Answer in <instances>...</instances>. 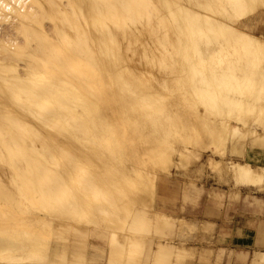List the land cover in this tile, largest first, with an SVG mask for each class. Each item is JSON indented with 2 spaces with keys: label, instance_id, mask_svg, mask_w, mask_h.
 Returning a JSON list of instances; mask_svg holds the SVG:
<instances>
[{
  "label": "rangeland",
  "instance_id": "374dc122",
  "mask_svg": "<svg viewBox=\"0 0 264 264\" xmlns=\"http://www.w3.org/2000/svg\"><path fill=\"white\" fill-rule=\"evenodd\" d=\"M206 1L208 2L207 4H205ZM206 1L205 0H27L25 8L19 6L20 11L19 10L18 11L20 13L18 11L12 12L11 9L9 8H8L9 10H6L7 8L1 9L2 6L0 5V14H1L0 15V30L2 29L0 31V37H1L0 40L2 38L6 39L7 37H10V36H11L10 39L15 38V37H18L19 39L18 41V39L15 38V40L17 39L16 42L15 40L13 41L9 39L10 42H12L11 47H10V43L8 42L9 40L6 41L3 39L4 41L1 40L3 43L2 42L0 43V45L2 46V48L0 47L1 48L0 49V60L3 61V62L2 61L0 62V130L3 129L4 131L5 130L8 131V130H11L9 128H13L12 126H15V125H12V122H13L12 120L2 117V114H5L4 108H6L4 107L3 104H7V105L9 104L8 106L6 105L7 108L9 109L13 108V106H15V103L17 101H21L17 99L18 93H21V95L24 96V95L29 94L27 92H24V90L28 91L31 89L32 91L36 93H40V91L43 90L42 87L39 86L38 88L36 84L34 83L30 82L29 84L26 85L14 77L16 72L18 73L19 71H21V69L23 70V68H25L23 66L26 64V62H27V65H29L30 63L31 64L30 66L32 67L34 66L33 63H35L34 67L36 69H42L47 64L49 66V63H50L49 68L51 69L49 68L48 69L52 70L53 69L52 64L55 61H57L58 62L56 63L57 66L61 64L62 65L59 66L60 67V70H59V67H56L53 64V66L56 67L54 68V70L56 69V72H54L55 74L56 73L58 74L59 71L60 72L62 71L60 75L62 76V78H66L67 76L70 75V74L69 75H66V74L69 73L70 69H73V71L71 70L72 72L70 71V73H72L71 76L75 79H73L70 76L68 78V79L72 78V81L75 80V82L71 83L72 85L75 83H76L75 85H77L80 82L82 83L85 82L84 84L87 85L86 87H93V88H95L94 83H92V81L90 80L88 81L89 83H86V80L99 78L100 76H98V74H100V71L103 74L107 72V74H104L105 76L103 78L104 80H106L105 81L106 83L103 82V85L102 83L100 84L97 83L98 84L97 86L95 82L97 88L93 89L90 92L92 93L94 92L93 94L95 96H98V95L101 96L100 94L105 96L104 94L105 91L107 92L106 94L110 93L112 94L113 97H114L113 94L117 95L118 98L115 96V101H114V98H112L111 100V97L108 99V100H111L110 103L112 102L111 103L112 108L116 109V112H114V114L115 115L117 114L116 115L117 117H115V115L113 114L111 118H109L110 121L114 118L118 119V117L120 120V117L122 115V113L120 112L122 111V109L124 108L126 109L124 105H127L130 103V105L133 104V106L131 105L130 108L131 107L136 108V105L137 107L138 105L139 107H141V108L138 107L136 111H133L132 109L130 110V113H129V117L131 119L133 120L136 119V122H137L136 125L140 128V131L139 130L137 131L136 129H134L137 127L136 125L133 127L132 125H130V126H125V127H128L129 129L119 128L117 131L118 133L116 132L119 135L122 134L123 136L122 139L123 138L125 139V141H123L124 144L121 145L122 147L120 145L115 147L114 145V147L117 148L119 151L116 150L115 148L111 150L110 149L111 146L106 147V145L109 146V144H107L108 136H109L108 134H107L108 136L105 137L106 143L104 146L103 143L105 142V140L103 141L104 139L103 136H106V135H103L104 134L103 132L106 130L102 132L96 131V134L98 133L99 136L95 137L94 136L95 133L92 134L93 130L84 127L87 133L83 132V130L85 131V129L83 128L82 132H80L82 135H84V138H83V136H81L80 133L78 132V131H81L80 130L81 128L77 126L78 125L76 124L77 121L76 122L74 121L75 123L73 125L74 126L73 131L76 133V135L72 136L71 138L73 139L75 138V142L77 144L80 143L79 145H82V148L79 147L80 150L81 149L83 151L86 150L85 151L86 153L90 150L88 152L89 154L91 152V149H88L89 147V148H92V151L94 150L93 153L94 152L95 153L98 152V153L96 154L90 153L89 154L90 158H89L88 157L89 155L84 152L82 153V150L78 151L77 144L74 142L73 139H72L73 142L70 141L69 140L70 138L69 139L65 138L64 140L66 143L65 145L61 144L62 147L66 146L65 148L60 149L61 148L60 143L57 144L60 148L57 147V145L54 146L57 148V149L56 148L54 149L56 151L55 153L57 155L56 156L57 159L54 158L55 159L54 160L51 158L50 160L52 163L50 164V166L54 168L50 166L49 167L52 170L53 169L56 171L58 170L57 171L58 177H60L59 174L62 173L61 176L63 178L62 177L58 178L57 175H55L56 173H52L53 175H55V177L54 176L53 177L54 179L56 177L58 178V179H55V181L56 180L58 181L59 179L61 180L64 179V181L67 182V184L65 183L67 186L71 184L72 188L74 189L72 190V192L75 191L74 193L75 196H73L72 198L75 197L77 200L79 199L78 202L76 201V199H70L71 198L70 189H68V191L70 190L68 194H67L68 191H66L67 196H69L68 200H67L66 194H63L64 198L63 197L56 198L55 193L58 191L56 184L58 183L59 185V182L53 183L54 180L51 178V173L43 174L41 175V177L37 178V180H39L43 184H44V180H47V183L49 181L48 184H50L51 187L50 185H48L49 187H47L46 186L47 184H46L45 188L50 190L49 196H52V197L51 198L48 197L46 199L47 201L46 200L43 201V204H44L43 208L45 211L40 210V207L38 206L39 207L38 209L37 206L33 204L34 202H32L33 201L31 199L32 198V193H31L32 187L30 186L31 188H26L24 187L25 186L24 185L23 187L25 188V191L22 187L23 181L27 179V177H24L26 173H22L23 176L21 177L23 178L21 179L20 176H18V178H15L12 176L13 174L11 173L5 174V173H1L2 171L0 172V263L13 264L15 262V264H20L21 263L20 261L23 260V262L32 261L34 264L35 262L36 264H42V263L44 264H54V263L55 264H93L92 260H90L89 262L87 261L88 254L90 253V254H95V255H100V254L104 255L106 250L108 249L110 250V257L114 258L113 260H115V264H127V261H129L130 264H142L141 259H143L142 257L144 254L143 250H145L146 247L144 249L143 247L142 248L138 247L139 250H137L138 248L136 246L138 245L134 243L133 247L135 248L136 251L130 252L129 256L125 255V253L120 254V252L123 251L124 246L131 245L129 241H130V238H132L133 236L139 237L135 240H139L142 243H144L145 240L146 242H150V240L148 239L149 237H146L149 234V232H143V230H139L136 227L145 225L149 227V231L150 233H152L151 230H155L158 224V217H159L158 215L168 214L173 217H179V215H185L188 206L193 205V209H195L196 207L198 210L201 209L204 205L206 198H211L213 200L214 199L219 200L220 202H219L218 208L220 210L224 208L225 200L228 201V203L226 202L227 203V207H226L227 218H233L234 214L236 215L237 204L240 200L239 189L241 187L231 177L226 176V174L219 173V172L212 170V166L210 165V162H209L210 160L208 159L209 156L213 155L211 151L212 149H209L208 147L206 148L202 147L205 143L204 141L205 137L203 135L205 134L204 132L207 130L206 129L207 126H208L207 128L211 129V128H216V126L218 125L222 126V123L224 122L229 123V124L230 123L231 124H241V121L244 120L245 117H249V116L254 117V115H258L261 113L259 109L261 108L260 106L264 107V100L260 101L258 97L256 96L257 95L256 93L249 94V91L246 90V87H249L250 82H248L247 78L245 79L244 77L248 76L249 78L251 75V72H253V70L255 69L254 63L258 61V59L255 58V56L257 55H262L263 57L262 60L260 61V67L264 70V52L262 53L257 52L255 47L252 46V43L250 42L243 43L242 41H238V39L236 38H235V41L237 42H234L233 40L234 37H231V35L221 36V34L223 33L222 30H214L216 33L213 32V35L211 34V32L210 33L207 32L209 35L206 32L203 35L202 34L197 35L195 34L197 31L193 34V31L189 32L185 30L184 27L185 25H187V23H189L188 19H190L191 17L194 20L193 22H195L193 24L195 25V27L198 25L196 27L198 28L200 26H207L210 23L211 18H206L205 16L224 15L223 9H221L222 8L221 4L224 3L225 0H220V1L219 0H206ZM221 1L222 3H219ZM248 1L249 3L247 5L246 10H249V11L244 12L246 11L244 10L242 16H237L235 14L234 20L237 19V23L243 22L242 24L245 25V27L250 26V29H248V31L251 32L253 35L263 39L264 38V0H248ZM199 2H201L203 5L200 6ZM197 4H198L197 11L202 12L205 18L202 17L201 19H198L195 16L193 10L194 11L196 10ZM31 6L33 7L32 10L34 11L24 14L26 9ZM105 6L107 8L111 7L112 9L110 10V13L106 12V14L108 15L101 14V16H103L101 18L99 14L105 11L104 9ZM4 7L5 6H3V8ZM20 7L23 8L24 10L21 9ZM42 8L44 9V12L42 11L43 10ZM258 9L260 12L258 11ZM25 15L27 16L29 15V16L26 17ZM106 16H108V18ZM110 16L113 18V20L111 19ZM19 17L21 20H24L26 22L25 23L26 25L27 23L28 24L30 23V27L24 26L25 25L23 24L24 22L21 24L22 21L19 19ZM14 23L16 27L13 25ZM16 23L18 25L20 23L21 27L20 25L19 26L16 25ZM103 24L105 26V28L102 29L104 30L103 31L104 37L100 36L102 38L96 39V37H99V34L97 35V32L101 29L100 26ZM13 26L15 28H23V29L21 30L19 29V31L17 30L18 32H16ZM43 26L47 31L46 32L47 35H45L46 33L45 34L43 33V29H42ZM51 26L52 28H50ZM87 29H88L89 36H90V39L88 36V40L86 39V36L88 35ZM49 30L50 31L52 30V32H50ZM102 30H101V33H102ZM125 31L129 33L132 32L131 33L132 35H128V36L124 35ZM6 33H10V35ZM109 34H111L113 37L111 38L110 37L111 35L109 36ZM215 34L216 36H219L217 37L218 39H216ZM193 35H195V38L198 40V41L195 40L196 45L194 44L195 45L194 47L191 43V41H193ZM28 36L29 38L27 39ZM206 37L207 38L209 37L207 45H205L204 43V41L206 42V39H207ZM80 39H82V41L83 39H86L87 41V43H85L86 45L80 42L81 41ZM91 39L92 41L89 44V48L91 49L90 50L88 49V43L90 42ZM49 40L50 42L53 40V42H51L50 44ZM18 42L19 43L21 42L22 45L19 44ZM54 42H56L55 44L58 49H56L55 45H52ZM209 42H212V43H209ZM241 44H243L242 47L240 46ZM85 47L87 49H85ZM196 47L198 49H196ZM37 48H39V50H37ZM99 48H101V50ZM41 50L43 51L40 52ZM80 50L81 52H79ZM86 50H88L91 56L90 54H88L87 55L88 57H86V54H87ZM60 51H62L61 54L59 53ZM46 52H47V55L45 54L44 56V53ZM28 53H35V54L31 55ZM51 53L53 56L51 55ZM101 53L104 55H102ZM212 53L214 54L212 55ZM63 54L67 56L66 57L67 60H68V56L70 55H72V58L70 56L69 58L71 59L68 60L67 63H65L66 58L64 57ZM241 54H242V60H241ZM29 55H30V58L32 57L31 59L28 58ZM35 55L36 57H40L42 55V57H40L41 63L37 61L39 58L36 59ZM49 55L52 57H50ZM82 55L85 57V59L88 60V65L89 63L90 64L94 63L95 67L94 68H91V66L87 67L86 65L87 63L85 64V62L87 61L85 59L82 61ZM48 56L53 59L56 57L55 58L56 60L55 61L49 60L50 58H48ZM76 56H81V57L75 58ZM34 57L35 59H33ZM62 57L65 60L61 59ZM11 58H13L12 61L14 65H17V66L12 67L13 63L11 64L12 66L8 65L10 62H12ZM203 58L207 59V63H208L207 66H199L197 64L198 60L203 59ZM47 59L49 60V62ZM50 61H52L53 63ZM228 61H230L231 63ZM72 63L74 64V67H76L75 69L77 72L75 71L73 66L69 65ZM232 63H238V66H236L233 69L236 70L238 75L240 77L242 76L245 80L244 79H242L241 81L239 80L240 82L237 83L236 80L229 79L228 76L221 75L222 72L227 73L231 71L230 66ZM40 64L41 65L43 64V65L40 66ZM66 64L69 67L68 69L66 67L67 66ZM219 64H222V67H220ZM98 65H100V68L101 67L102 68L98 69L99 68ZM8 67L10 69L13 68L11 71L12 73H6V71H4L5 69L6 70L8 69L10 72V69ZM125 67L129 71L124 70ZM104 69L106 72H104ZM65 70H68L67 71L68 73ZM120 70L122 72H120ZM198 70L201 74L197 73ZM90 71L95 73V75H92L93 76L92 78H90L91 76H88L89 75L88 72ZM216 71H217V74L213 76V72L215 74ZM50 72H53V71H50ZM78 72H80L81 75ZM244 72L247 73L248 75H245ZM86 75L88 76L87 78H85ZM112 75L114 76L112 77ZM59 76L58 78L60 80L61 76L60 77ZM206 76H209V77H206ZM203 77H206L205 78L206 80L203 81ZM42 78L43 77H40L38 81L41 82L40 79ZM56 78H57V75H56ZM43 79L42 81H45V79L44 80ZM113 79H115L114 81L118 82L123 87L121 88L118 84L117 86L120 87L118 89ZM220 80H222V82H220ZM40 82L37 85H40V84L42 85L43 82L42 83ZM252 82H254V86L256 85V88L257 87L259 88L261 86L260 84L263 85L264 80L258 83V79H256V84H255V80H252ZM208 84H209V88H212V87L214 88V89L213 88L210 89L212 90V92L206 93V91L199 90V88H204L205 86L208 87ZM240 84L242 88L245 86V88H243L245 94L243 95L239 94V95L242 96V98H244L247 103H251L249 106H252V103H253L256 108H252V109L248 108V106L245 105L243 99L241 100V102L245 105V108L241 110L233 107L232 105L224 104L227 102V99H229L228 97H230V95H232L233 93L234 95L232 96L237 95L236 92L232 93L229 87L237 86V85L240 86ZM85 85L84 87L79 85L77 86L76 89L79 90L81 88L80 89V92H81L84 90L82 88H85ZM30 86L31 87L33 86L32 88L36 86V88L34 89L28 88ZM60 86L62 87V85ZM48 87L50 88L49 89L50 93H52V89L50 85ZM67 87L63 86L62 89L59 88L61 90L58 89L59 91L58 90L57 91L64 92L66 91L64 90V88L67 89ZM70 87H69L70 91L71 90L73 91L72 89L73 87L72 88ZM123 88L124 90H122ZM69 89H68V92H69ZM108 89H109V92H108ZM57 91L54 93V95H56V97L59 96L57 98H60L61 93L59 94ZM140 91L142 93L144 92L143 93L144 97L141 95L143 98H141V96H138L141 94ZM68 92L66 94L72 95V93H68ZM79 93H77V95ZM87 93L88 92H86V94ZM135 94H138V95H135ZM212 94H217V96L215 97L216 98L215 100L217 101L219 107H213L214 98ZM74 95H76V92L73 93V96ZM73 96H70V97L73 98ZM79 99L80 100L84 99V97L83 98L80 97ZM74 100L75 101L77 100L78 102H80L78 98L76 97L73 98V101ZM117 100H120V101L116 102ZM68 101H70V99ZM141 103H143L144 105ZM149 104L150 105L152 104V105L150 106ZM142 105L145 107L142 108ZM146 106H149V107H146ZM104 109L106 110V108ZM126 112L127 110H125V112L123 113L125 114ZM196 117L198 118V123H197L198 126L196 125V123L194 124ZM199 122H200V125H199ZM190 125H191V128H190ZM76 126L78 128L77 131H76L77 128H75ZM220 126H218L216 129H220L221 128ZM193 127H197L199 129L196 130ZM249 127L250 129H255L257 131H260L261 133L264 132V128L262 127L255 128L252 125H249ZM152 128H154L155 131L154 129L152 130ZM192 128L195 129L196 132L202 133L201 134L202 136H199V138L204 137L202 138L203 142L200 140L199 141L197 140L193 143L189 141L188 138L191 135L190 129ZM221 129L225 131L224 133L227 135V138H228L227 149L230 150V153H228L227 155L228 163L232 162L230 161L231 159L244 162L245 159L250 158V156L249 157L247 156L246 148L244 147L247 144L249 146L251 145V136H249L248 134L245 141L241 138V140L238 139L232 142L230 141L228 130L226 131V129H223V128ZM57 130H59V132L62 131V129H57ZM57 130H54V132ZM59 132H56V133H59ZM108 132L109 131H106L105 133H108ZM9 133L11 134L10 131ZM77 134L80 137H78ZM35 136L31 135V137L30 136L28 137L29 139L28 138L25 140L22 139L23 144H20V145L24 146L26 143H30V144H26L27 146L25 145V147H31V145H33L32 137L35 138ZM162 136L167 139L168 143L165 142V144H167L165 147L168 148L167 151L169 155L173 156V159H174L173 165L170 168H167V166H165L164 170L163 168H161L165 165L162 163V161L157 160V164H156L155 160L150 161L147 158V160L145 161L144 160L145 158H144L142 162L144 151L147 150L149 147H151L150 144L154 145V143H157L156 142L157 138L162 137ZM152 137H155L156 139V140L154 139L155 140L154 143H153L154 140L151 139ZM30 138L32 139L31 141H30ZM77 138L80 140H77ZM256 139L259 142V143L258 142L256 143L257 147H259L260 149L262 148L261 150H264V137H257ZM22 141L20 140V142ZM24 141H27V142L24 143ZM109 141L108 143L110 144L113 143ZM146 141L149 143L151 142V143L148 144ZM35 142H34L35 147H41V146H38L39 145L38 142L41 143L39 140ZM206 143L208 144L207 141ZM67 144H69V146L71 145L70 148ZM100 144H102L104 147ZM162 144L165 145L164 143ZM163 145L161 146L163 147ZM119 147L121 148V150L119 149ZM58 148L62 150L61 152H64V154H66L67 158L65 157L64 154H63L64 157L61 156L62 153H60ZM193 148L199 151L203 150V156L197 165H193L192 159L190 158L191 155H192L191 157H193ZM231 148H233V150H231ZM134 149L136 150L134 151ZM66 150L67 151L71 150V152H73V153L68 152L69 155H73L76 152L77 153L79 152L80 154H83V156L79 155V153L78 154L76 153L73 157L71 156L74 159L73 160L71 157L68 158V153H65L67 152ZM109 150L110 152H108ZM32 151L34 153L32 152L30 155L31 157H34V159H36L37 156L39 157L41 156V154L37 151V149L32 150ZM74 151L76 152L74 153ZM138 151L140 152L141 155L138 154L139 153ZM3 153H5V151ZM125 153L126 155H124ZM84 154H86L87 156ZM136 154L139 156L136 157ZM79 156H81L79 160L82 159L83 157L84 162L85 160H87L88 162L86 161V164L89 163V165H86L85 167V164L82 162L83 160H80V162L76 160V158ZM260 156L261 157L263 156L262 158H264L263 154L262 155L260 154ZM39 157L37 158L41 159V157L40 158ZM62 157L66 159L67 162H65L64 159H62ZM215 157H218V156H215ZM123 159L125 161H122ZM148 160L150 162H147ZM74 162H77V164L76 163L74 164ZM72 163L73 165L75 166L77 165L79 167L76 168L74 166L73 169L71 168V172H67L63 174V170H61L60 168L61 165L63 164V166L69 167L72 165ZM79 163L80 165H78ZM0 164H1L0 169L4 170L2 169L3 168L2 166L5 167V163L0 161ZM141 166H143L141 175L144 176L145 180H148L149 178L152 177L155 182V187L153 190L144 188L139 193L138 199H136L137 197L133 195H129L131 196V198L129 199L128 195L124 196L127 193L124 190H123L124 192L122 191V187H124V185H122V187L120 188L121 191H118V189H116V186L118 184L117 182L121 181V183L124 184L125 181H122V178L130 177L131 179L132 177L136 175L135 169L141 168ZM80 167L81 169L83 168V172L87 175L86 176L87 179H85L84 173H83L84 175L81 174L82 170L79 169ZM95 167L96 169L99 168L97 170H100V171L102 170L101 171L103 173L102 175L100 174V171H99V174L101 175V177L98 174V171L95 170ZM110 168L111 170L114 169L116 173L113 170L111 172ZM75 170L77 171L78 174L76 173ZM79 170L81 172H78ZM87 172H90V173L87 174ZM65 174L66 175L68 174L70 176L67 175L66 177ZM117 174L118 176L121 175L122 178L117 177ZM45 175H50V176L47 177V179H45L44 178ZM79 175L80 177H78ZM103 175L106 178L102 177ZM94 176L97 179L94 178L93 182L91 183L92 181L91 178ZM66 178L67 179L70 178V179L67 180ZM82 178L87 180L85 183L89 182L90 185L86 184V186L88 185L87 188L92 187L93 189V186L95 185L94 187L95 189H97L98 184L99 186H101L98 188L99 190H97L98 191L97 194L96 192L95 194H92L94 195V197L92 196L93 198H95L96 196H97V200H98V197L103 198V196H101L99 192L102 193L105 191L107 192V195L105 192L104 194L107 196V198L106 196L104 197L107 200H104L103 203L107 202L106 203L107 205L109 200L113 199L109 196V194L114 197L115 205L117 207L111 206V210H109V211H112L114 215L116 214V217L114 218L116 219L115 224L113 223L114 225L107 222L110 225H112L110 226L109 224L105 222V220H103L104 217L106 216L101 214L103 213L99 209L101 208V206L97 207L98 209L95 208L101 215L99 216V218L97 217L98 214L95 209L94 211H96V214L94 211L93 212H94L95 218L103 220V222H105V225L102 221H99V224L91 223V220L88 219L89 217L87 218V216H85L84 213L82 214V210L75 209V208H78L79 206L81 207L82 205H83L82 206L83 210L84 208H86L85 207L86 204L84 203L86 199L84 201L81 197H79V196H82L81 193H78L76 192L77 190H75L77 189L76 188L77 186L84 184L83 183L84 180ZM17 179H20V181H18ZM71 179L74 182L76 181V186H74L75 183H73ZM102 179H106L108 183L109 182L112 183V184L109 183L110 187L115 183L114 181L116 179V183H115L116 186L113 185L114 187H111V188L114 189L113 190L114 194H116L115 193L116 191L119 194L122 193L123 195L122 197L121 195L118 194L122 201H123V198H127L130 201L135 199L133 200L135 202L132 201L133 203H130L131 205L129 204L130 208L128 207V205H125L126 203L123 204L124 207L120 208V206H122L121 204L122 201L117 200L119 196L116 195V199H115V195L111 193L113 191L109 187V184L105 182L106 180H102ZM16 180L17 182H14ZM34 180L36 179L34 178ZM96 180H98L99 183L98 181L96 182ZM70 181L72 183H70ZM100 181L102 182L101 183L102 185L105 182L106 186L105 184L104 186H102L100 184ZM19 183H22L20 185L21 186L20 188L18 187ZM60 185H59V188H60ZM241 185H245V184H241ZM247 186H252V185H247ZM18 188L20 189L19 191H17ZM106 188H108V191L110 192H108ZM256 188L264 189V185L262 187L256 186L255 189ZM27 189H29V191ZM22 190H23V193L28 191V195L26 193L25 195L22 194L21 192ZM93 190L92 192L94 193ZM19 193L22 194V198L19 195ZM23 195L25 197H23ZM26 195L29 197H27L25 201L24 198H26ZM35 196H37L38 199L40 198L39 193L35 194ZM3 197H7V198L1 199ZM81 200L84 202H82ZM126 201L127 200L123 202H126ZM64 202H65L64 206H67L68 209L71 211V212L69 211L70 212L69 215H71L72 213L74 219L77 218L76 219L77 221L74 220L73 218L71 219V216L65 215L68 212V209L63 206ZM28 206H29V209H28ZM118 208L120 210L121 209L123 210L120 211ZM124 208L125 210L127 208L126 211H129V214L128 212L124 210ZM197 209L193 210V214L196 213ZM118 211H120V213ZM93 212L91 213V215H93ZM122 213L124 215H122ZM75 214H79L81 217L84 216V218H86L87 220H85L83 217H82L83 218L82 220V218H79V216ZM118 214H120L121 216H125V217L121 218V216ZM139 216L141 218H145L148 224H145L144 222L145 219L143 222L142 221L137 222L136 218L137 217L139 218ZM90 218H92V216H90ZM39 219L40 221H37ZM41 220L44 222H42ZM84 220L87 222H85ZM101 222H102V225H101ZM112 231L114 232V234L112 233ZM142 236L146 238H143ZM194 236L195 234L193 233V240H194ZM29 244H30V248H29ZM146 245L147 244H145V246ZM116 249H118L119 254H117V256L116 254L113 256V253H114L113 251H116ZM18 256H22L26 260L20 259L18 258ZM210 256L211 255H209L208 258ZM207 261L209 262V259L208 260L203 259L202 264H205Z\"/></svg>",
  "mask_w": 264,
  "mask_h": 264
},
{
  "label": "bare ground",
  "instance_id": "6f19581e",
  "mask_svg": "<svg viewBox=\"0 0 264 264\" xmlns=\"http://www.w3.org/2000/svg\"><path fill=\"white\" fill-rule=\"evenodd\" d=\"M206 1V0H205ZM220 1V0H219ZM26 2H27V0H0V5L2 6V8L1 9H5V8H7L6 10H9V9H11V11L12 12H17L18 10H19V6H21V7H23V8H25L26 7ZM37 2V1H36ZM198 2V1H197ZM208 2L206 1V3L205 4H207ZM219 3H222V1L221 2H219ZM248 3H249V1L248 0H225L224 1V3H222L221 4V6H222V8L221 9H223V12H224V15H222V16H218V15H213V16H210V15H207V16H205L206 18H211L210 20H208V19H206V20H208V21H210V23L207 25V26H200V27H198V28H196L195 27V25L193 24V23H195V22H193L194 20H193V18L191 17L190 19H188L189 21V23H187V25H185V27H184V29L185 30H187V31H189V32H192L193 31V34L195 33V34H205V32L207 33H210L211 32V34L213 35V32H215L214 30H222L223 31V33L221 34V36H225V35H231V37H234V42H237V41H235V38L236 39H238V41H242L243 43H245V42H250V43H252V46H254L255 47V49L257 50V52H264V38L263 39H261V38H259V37H257V36H255V35H253L251 32H249L248 31V29H250V26L248 27V26H246L245 27V25H243L242 23L243 22H241V23H237V19H235L234 20V16H235V14L237 15V16H242V14H243V11L244 10H246L247 9V5H248ZM199 4H200V6L201 5H203L201 2H199ZM65 5V4H64ZM3 6H5L4 8H3ZM41 6H42V4H41ZM107 6V5H106ZM104 7V9H105V11L104 12H101L99 15L101 16V14H106V12H108V13H110V10L112 9L111 7H109V8H107V7ZM108 6H110V5H108ZM206 6H208V5H206ZM216 6V5H215ZM220 6V7H221ZM20 7V8H21ZM187 7V6H186ZM196 10L194 11L193 10V12H194V14H195V16L198 18V19H201L202 17H204V14L202 13V12H200V11H197V9H198V4L196 5ZM9 8V9H8ZM23 8H21V9H23ZM188 8V7H187ZM208 8H210V7H208ZM262 8V7H261ZM33 9V7L31 6V7H29V8H27L26 9V11L24 12V14L26 13H29V12H31V11H34V10H32ZM36 9V8H35ZM43 9V8H42ZM61 9V8H60ZM263 9V8H262ZM24 10V9H23ZM28 10V11H27ZM38 10V9H37ZM213 10V9H212ZM10 11V12H11ZM20 11V10H19ZM18 11V12H19ZM43 12H44V9L42 10ZM46 11V10H45ZM113 11V10H112ZM221 11V10H220ZM249 10H246V11H244V12H248ZM258 11H259V9H258ZM262 11V10H261ZM41 12V11H40ZM242 12V13H241ZM260 12V11H259ZM20 13V12H19ZM36 13H37V11H36ZM39 13V12H38ZM114 13V12H113ZM72 14V13H71ZM1 15V14H0ZM75 15V14H74ZM106 15H108V14H106ZM111 15V14H110ZM19 16V15H18ZM24 16V15H23ZM26 17H28L27 15H25ZM31 16V15H30ZM36 16V15H35ZM105 16V15H104ZM113 16V15H112ZM189 16V15H188ZM4 17V16H3ZM96 17V16H95ZM99 17V16H98ZM103 16H101V18H102ZM107 18H108V16H106ZM111 17V16H110ZM204 17V18H205ZM97 18V17H96ZM243 18V17H242ZM6 19V18H5ZM19 19H20V17H19ZM18 19V20H19ZM28 19H30V18H28ZM67 19V18H66ZM79 19V18H78ZM111 19L113 20V18L111 17ZM21 20V19H20ZM80 20V19H79ZM78 20V21H79ZM260 20V19H259ZM22 22H21V24L23 23V24H25L26 22L24 21V20H21ZM26 21H28V20H26ZM66 21V20H65ZM263 21V20H262ZM20 22V21H19ZM198 22V21H197ZM256 22V21H255ZM39 23V22H38ZM70 23V22H69ZM197 24V23H196ZM247 24V23H246ZM14 26H15V23L13 24ZM16 25H18L17 23H16ZM19 25H20V23H19ZM18 25V26H19ZM78 25V24H77ZM13 26V28H15ZM24 26H29L30 27V23L28 24L27 23V25L25 24ZM11 27V26H10ZM20 27H21V25H20ZM77 27V26H76ZM95 27V26H94ZM25 28V27H24ZM49 28V27H48ZM50 28H52V26L50 27ZM49 28V29H50ZM100 30L97 32V30H96V32H97V35L99 34V37H96V39L97 38H102V37H104V34H103V31L104 30H102V29H104L105 28V26H104V24L103 25H101L100 26ZM202 28H204V29H202ZM19 29L21 30V29H23V28H15V30H16V32H18L19 31ZM42 29H43V33L45 34L47 31H46V29L44 28V26L42 27ZM2 30V29H1ZM0 30V31H1ZM18 30V31H17ZM48 30V29H47ZM101 30H102V33H101ZM108 30V29H107ZM137 30H138V28H137ZM50 31V30H49ZM54 31V30H53ZM109 31V30H108ZM133 31V30H132ZM135 31H136V29H135ZM13 32V31H12ZM50 32H52V30L50 31ZM87 32H88V29H87ZM138 32V31H137ZM23 33V32H22ZM25 33V32H24ZM108 33V32H107ZM106 33V34H107ZM111 33V32H110ZM129 32H124V35H132L131 33L132 32H130L129 34H128ZM207 33V34H208ZM216 33V32H215ZM6 34H9L10 35V33H6ZM12 34V33H11ZM37 34V33H36ZM52 34V33H51ZM91 34V33H90ZM102 34V35H101ZM8 35V36H9ZM24 35V34H23ZM28 35V34H27ZM45 35H47V33L45 34ZM85 35H86V33H85ZM111 34H109V36H110ZM209 35V34H208ZM3 36V35H2ZM14 36H15V34H14ZM67 36V35H66ZM88 36H89V32H88V35L86 36V39L88 40ZM100 36H102V37H100ZM226 36V37H227ZM7 37V36H6ZM12 37H13V35H12ZM57 37V36H56ZM107 37V36H106ZM111 38L113 37L112 35L110 36ZM202 37V36H201ZM210 37V36H209ZM209 37L206 39V42L204 41V43H205V45H207L208 43V40H209ZM215 37H216V39H218L217 37H219V36H216V34H215ZM230 37V38H231ZM1 38V37H0ZM8 38V39H7ZM6 39L5 38H2L1 40H6V41H8L10 38H11V36L10 37H7ZM15 38H17L18 39V37H15ZM15 38H12V39H10V40H15ZM29 38V36L27 37V39ZM85 38V37H84ZM17 39L15 40V42L17 41ZM68 39V38H67ZM66 39V40H67ZM86 39H83V41H82V39H80L79 41L80 42H82V43H87V41H86ZM89 39H90V36H89ZM95 39V38H94ZM0 40V43L2 42ZM3 40V41H4ZM10 40L8 41L9 43H10V47H11V43L12 42H10ZM69 40V39H68ZM85 40V41H84ZM100 40V39H99ZM198 41L196 38H195V35H193V41H191V43H192V45H193V47L196 45V41ZM18 41H19V39H18ZM28 41V40H27ZM62 41V40H61ZM91 41H92V39L90 40V42L88 43V49H90L89 48V44L91 43ZM98 41V40H97ZM101 41V40H100ZM160 41V40H159ZM217 41V40H216ZM226 41V40H225ZM36 42V41H35ZM41 42V41H40ZM44 42V41H43ZM51 42H53V40L51 41ZM51 42H50V40H49V43L51 44ZM69 42V41H68ZM80 42H78V43H80ZM3 43V42H2ZM8 43V44H9ZM19 43V42H18ZM24 43V42H23ZM56 42H54L52 45H55L56 46V44H55ZM75 43V42H74ZM209 43H212V42H209ZM214 43V42H213ZM15 44V43H14ZM19 44H21V42L19 43ZM30 44V43H29ZM70 44V43H69ZM117 44V43H116ZM195 44V45H194ZM220 44V43H219ZM22 45V44H21ZM32 45V44H31ZM59 45V44H58ZM80 45V44H79ZM86 45V44H85ZM221 45V44H220ZM234 45V44H233ZM238 45V44H237ZM242 45L243 44H241L240 46L242 47ZM244 45H246V44H244ZM15 46V45H14ZM37 46V45H36ZM55 46H54V48H55ZM250 46H251V44H250ZM0 47L2 48V46L0 45ZM24 47V46H23ZM87 47V46H86ZM85 47V49H87ZM90 47H91V45H90ZM0 48V49H1ZM6 48H7V46H6ZM19 48V47H18ZM40 48V47H39ZM39 48H37V50H39ZM60 48V47H59ZM102 48V47H101ZM101 48H99L100 50H101ZM192 48V47H191ZM56 49H58L57 48V46H56ZM71 49V48H70ZM196 49H198L197 47H196ZM238 49V48H237ZM7 50V49H6ZM11 50V49H10ZM35 50H36V48H35ZM49 50V49H48ZM60 50V49H59ZM79 50V49H78ZM82 50V49H81ZM81 50L79 51V52H81ZM91 50V49H90ZM89 50V51H90ZM250 50H252V49H250ZM43 50H41L40 52H42ZM74 51V50H73ZM87 51V54H86V57H88L87 55L88 54H90L89 52H88V50H86ZM214 51V50H213ZM242 51H244V50H242ZM2 52V51H1ZM60 54L62 53V51H60L59 52ZM58 53V54H59ZM103 53V52H102ZM101 53V54H102ZM215 53V52H214ZM214 53H212V55L214 54ZM24 54V53H23ZM28 54H31V55H34L35 53H28ZM42 54V53H41ZM45 54L47 55V52L46 53H44V56H45ZM59 54V55H60ZM253 54V53H252ZM5 55V54H4ZM13 55V54H12ZM26 55V54H25ZM51 55H52V53H51ZM64 55V54H63ZM83 55H85V54H83ZM82 55V61L85 59V57ZM102 55H104V54H102ZM243 55H244V53H243ZM27 56V55H26ZM25 56V57H26ZM43 56V57H44ZM50 56V55H49ZM48 56V58H50V57H52V56H50L49 57ZM56 56V55H55ZM71 56V58H72V55H70ZM70 56H68V60H70L71 58H69ZM90 56H91V54H90ZM215 56V55H214ZM224 56H225V54H224ZM254 56V55H253ZM35 57H36V55H35ZM35 57L33 58V59H35ZM40 57H42V55L40 56ZM40 57H36V59H38L37 61H39L40 62V60H41V58ZM57 57V56H56ZM55 57V58H56ZM59 57V56H58ZM61 57V56H60ZM64 57L66 58L67 56L66 55H64ZM77 57H81V56H76L75 58H77ZM84 57V58H83ZM114 57V56H113ZM27 58V57H26ZM28 58H30V55H29V57ZM32 58V57H31ZM30 58V59H31ZM45 58V57H44ZM44 58H43V60H44ZM47 58V57H46ZM53 59V58H50L49 60H56V59ZM215 58V57H214ZM239 58V57H238ZM249 58V57H248ZM255 58L256 59H258V61L256 62V63H254L255 64V69L253 70V72H251V75H250V77L248 78V76H245L244 78L246 79L247 78V81L248 82H250V85H249V87H246V90H248L249 91V94H257L256 96L258 97V99L260 100V101H263L264 100V83H263V85L262 84H260L261 86L258 88H256V85L254 86V82H252V80H255V84H256V79H258V83H260V82H262L263 80H264V70L260 67V61L262 60V55H257V56H255ZM7 59H8V57H7ZM12 59L13 58H11V61H12ZM57 59H59V58H57ZM61 59H64L63 57L61 58ZM74 59V58H73ZM72 59V60H73ZM81 59V58H80ZM217 59H218V57H217ZM27 60V59H26ZM29 60V59H28ZM48 60V59H47ZM49 60H48V62H49ZM65 60V59H64ZM68 60H67V58H66V60H65V63H67L68 62ZM71 60V61H72ZM87 62H85V64L87 65V67L88 66H91V68H94L95 67V65H94V63H89V65H88V60L87 59H85ZM106 60V59H105ZM241 60H242V54H241ZM2 60H0V62H1ZM8 61V60H7ZM31 61V60H30ZM58 61H60V60H58ZM71 61H69V62H71ZM75 61V60H74ZM230 61H231V59H230ZM230 61H228V62H230ZM3 62V61H2ZM33 62V61H32ZM38 62V63H39ZM47 62V61H46ZM45 62V63H46ZM47 62V63H48ZM50 62H52V61H50ZM64 62V61H63ZM73 62V61H72ZM252 62V61H251ZM7 63H9V62H7ZM6 63V64H7ZM13 63V61L12 62H10L8 65L9 66H12V67H14V66H17V65H14V63ZM41 63V62H40ZM53 63V62H52ZM56 63H58L57 61H55L53 64L56 66V67H59V66H61V65H56ZM76 63V62H75ZM217 63V62H216ZM219 63H221V62H219ZM231 63V62H230ZM5 64V65H6ZM12 64V65H11ZM53 64H52V67H53V69L52 70H49V69H51V68H49V66H50V63H49V66H48V64L47 65H45L42 69H36L34 66H35V63H33V67L32 66H30L31 64L29 63V65H27V62H26V64L23 66V67H25V68H23V70L21 69V71H19L18 73L16 72V74H15V72H14V77L16 78V79H18L19 81H21V82H23L24 84H29L30 82L31 83H34V84H36V86L39 88V86L40 87H42V91H40V93H36V92H34V91H32L31 89L30 90H28V91H25L24 90V92H27V93H29V94H27V95H21V93H18L17 94V99L18 100H21V101H17L16 103H15V106H13V108H7V106L9 105H7V104H3L4 105V107H6V108H4V113L5 114H2V117H4V118H7V119H10V120H12L13 122H12V125H15V126H12L13 128H9V129H11V130H8V131H4L3 129V131L2 130H0V161L1 162H4L5 163V167L4 166H2L3 168L2 169H4V170H1L0 169V172L1 173H11V174H13L12 176L13 177H15V178H18V176H23V174L22 173H26V175L24 176V177H27V179L26 180H24L23 181V185H22V187L24 186V187H26V188H31V193H32V202H34L33 204L34 205H36L37 206V208L39 209V207H40V210H44V208H43V206H44V204H43V201L44 200H46L48 197L49 198H51L52 196H49V194H50V190H48L47 188H45V185L47 186V187H49L48 185H50V184H48L49 183V181H48V183H47V180H44V184L42 183V182H40L39 180H37V178H39V177H41V175H43V174H48V173H51V178L54 180V182L53 183H57V182H59V185H60V183H61V181H62V183H61V185H60V188H59V185H58V183L56 184L57 185V189H58V191L55 193L56 195V198H59V197H63V194H66V191H68V189H70L69 191H70V196H71V198L70 199H76L75 197L74 198H72L73 196H75L74 195V193H75V191L74 192H72V190H74L73 188H72V185L70 184L69 186H67L66 184H67V182L66 181H64V179H59L58 181L56 180L55 181V179H58V178H61L62 176H61V172H59V173H61V174H59V176L60 177H58V175H57V171L56 170H52L50 167H52V166H50V164L52 163L51 162V158L52 159H54V158H56V151L54 150L56 147H54V146H56L57 144H59L60 143V146H61V144L63 145H65L66 143H65V138L66 139H69L70 141H72V139L73 138H71L72 136H74V135H76V133L73 131L74 130V123L77 121V123L76 124H78L77 126L78 127H80L81 129V131H78L79 133L80 132H82V129L85 127V128H88V129H91V130H93V132H92V134L93 133H95L94 134V136L95 137H97V136H99L98 135V133L96 134V131L97 132H102V131H104V130H106V131H109L110 132V134H109V132L108 133H105L106 131H104L102 134L103 135H106V136H103V141L106 139L105 137H107L108 135V141L110 140L111 141V143L113 142L114 143V141H115V143L113 144H110V143H108V141H107V144H109V146H107L106 145V147H110V149L112 150L113 148H115V147H117V146H121L122 144H124L123 143V141H125V139L123 138L122 139V134H121V132H120V134L121 135H119V134H117L118 132V129L119 128H128V127H125V126H130V125H132V127L133 126H135L136 124H137V122H136V119H131L130 117H129V113H130V110H132L133 109V111H136L137 109H138V107H139V105H138V107H137V105H136V108H134V107H131L130 108V106L132 105L133 106V104H131L130 105V103L129 104H127V105H124V107H126V109L124 108V109H122V111L120 112V113H122V115H121V117H120V120H119V117H118V119H112L111 121L109 120V118H111V116L114 114V112H116V109L115 108H112V102L110 103V101L112 100V98H114V101H115V96L117 97V95H115V94H113L114 95V97L112 96V94H110V93H108V94H106L107 92L105 91L104 92V94H105V96H103L102 94H100L101 96H95L92 92H90V91H92L93 89H96L97 87H96V84L98 83V84H100V83H102V85H103V82H105L106 80H104L103 78H104V74H107V72L105 71V69H104V72H106V73H101V71H100V74H98V76H100L99 78H97V79H87L86 80V83H89L88 81L90 80V81H92V83H94V87L95 88H93V87H86L87 85H85L84 83H82V82H80L79 84H77V85H75V84H71L72 82H75V80L74 81H72V76H71V74L72 73H70V71L72 70L73 71V69H70V71H69V73L67 72L68 70H65L68 74H66V75H69L70 77H72L71 79H68L69 78V76H67L66 78H62V76L60 75L61 73H62V71L60 72H58V74L61 76H59L57 73L55 74L54 72H56V69L54 70V68H56L55 66H53ZM93 64V65H92ZM100 64V63H99ZM197 64L199 65V66H207V59H205V58H203V59H199L198 60V62H197ZM218 64V63H217ZM228 64V63H227ZM7 65V66H8ZM43 65V64H42ZM41 64H40V66H42ZM67 65V64H66ZM69 65H71V66H73V68L75 69L76 67H74V64L72 63V64H69ZM84 65V64H83ZM103 65H104V63H103ZM241 65V64H240ZM93 66V67H92ZM99 66V68L98 69H101L100 68V65H98ZM117 66V65H116ZM219 66L220 67H222V64H219ZM236 66H238V63H232L231 64V66H230V68H231V71L230 72H227V73H221V75L222 76H228L229 77V79H233V80H236L237 81V83L238 82H240L242 79H244L242 76L240 77L239 75H238V73L236 72V70H234L233 68H235ZM67 67V69L69 68L68 67V65L66 66ZM118 67V66H117ZM226 67H228V66H226ZM9 68V67H8ZM18 68V67H17ZM39 68V67H38ZM49 68V69H48ZM72 68V67H71ZM128 68V67H127ZM10 69V68H9ZM12 69L13 68H11L10 69V72H9V70L7 69H5L4 71H6V73H12L11 71H12ZM15 69V68H14ZM58 69V68H57ZM88 69V68H87ZM119 69H121V68H119ZM130 69V68H129ZM222 69V68H221ZM20 70V69H19ZM59 70H60V67H59ZM62 70V69H61ZM64 70V69H63ZM107 70V69H106ZM124 70H128V69H126V67H125V69ZM229 70V69H228ZM8 71V72H7ZM13 71H15V70H13ZM18 71V70H17ZM50 71H53V72H50ZM71 71V72H72ZM75 71H76V69H75ZM103 71V70H102ZM129 71V70H128ZM201 71V70H200ZM225 71H226V69H225ZM77 72V71H76ZM81 72V71H80ZM80 72H78L80 75H81V73ZM85 72V71H84ZM120 72H122L121 70H120ZM204 72V71H203ZM53 73V74H52ZM116 73H118V72H116ZM195 73V72H194ZM197 73H199V74H201L200 72H199V70H198V72ZM245 73V72H244ZM88 76H91L90 78H92L93 76L92 75H95V73H93V72H88ZM114 74V73H113ZM120 74V73H119ZM217 74V71H216V73L214 74V72H213V76H215ZM56 75H57V78H56ZM115 75V74H114ZM114 75H112V77L114 76ZM245 75H248L247 73H245ZM58 76L61 78L60 80H59V78H58ZM87 75H86V77L85 78H87L88 77ZM203 76V75H202ZM40 77H43L44 79H45V81H42V79H40L41 80V82L40 81H38L39 80V78ZM64 77V76H63ZM118 77V76H117ZM206 77H209V76H206ZM206 77H203V81L204 80H206L205 78ZM95 78V77H94ZM241 78V79H240ZM43 79V80H44ZM73 79H75V78H73ZM106 79H108V78H106ZM110 79V78H109ZM244 79V80H245ZM115 79H113V81H114ZM117 80V79H116ZM126 80V79H125ZM165 80V79H164ZM240 80V81H239ZM38 81V82H37ZM60 81V82H59ZM77 81V80H76ZM84 81V80H83ZM42 83V85L40 84V85H37L38 83ZM95 82H96V84H95ZM109 82V81H108ZM108 82H107V84H108ZM111 82V81H110ZM220 82H222V80H220ZM248 82H247V84H248ZM18 83H20V82H18ZM106 83V82H105ZM112 83V82H111ZM114 83H116V86L119 84L118 82H115L114 81ZM224 83V82H223ZM252 83V84H251ZM98 84H97V86H98ZM110 84V83H109ZM226 84H228V83H226ZM246 84V83H245ZM20 85V84H19ZM23 85V84H22ZM26 85H24V86H26ZM50 85V87H51V89H52V93H50V91H49V86ZM60 85H62V87L60 86ZM71 87H70V86ZM79 85H81V86H83L84 87V85H85V88H82V89H84L83 91H81L80 92V89L78 90V89H76L77 88V86H79ZM132 85V84H131ZM36 86L34 87V88H36ZM63 86L64 87H67V89H65L64 88V90H66V91H64V92H62V91H60V92H58L59 90H61L62 88H63ZM89 86V85H88ZM100 86V85H99ZM115 86V85H114ZM119 86L122 88L123 86H121V84H119ZM223 86V85H222ZM33 87V86H32ZM31 86L30 87H28V88H32ZM69 87L70 88H72L73 89V91L71 90L70 91V89H69ZM102 87V86H101ZM118 87V86H117ZM116 87V88H117ZM120 87H118V89L120 88ZM229 87V86H228ZM227 87V88H228ZM34 88H32V89H34ZM59 88H61V89H59ZM128 88V87H127ZM213 88V87H212ZM212 88H209V84H208V87H204V88H199V90H201V91H206V93H209V92H212V90H210V89H212ZM230 88V90L232 91V93L233 92H236V96H232V95H234V93L232 94V95H230V97H228L229 99H227V102L226 103H224L225 105H232L233 107H235V108H237V109H239V110H241V109H243V108H245V105H247L248 106V108H256L255 107V105L252 103V106H249L251 103H247L246 101H245V99L244 98H242V96H240V95H243V94H245L244 93V90H243V88H245V86L242 88V86H241V84H240V86L239 85H237V86H231V87H229ZM41 89V88H40ZM59 89V90H58ZM68 89H69V92H68ZM75 89V90H74ZM214 89V88H213ZM58 90V91H57ZM98 90V89H97ZM121 90V89H120ZM122 90H124V88L122 89ZM229 90V89H228ZM36 91V90H35ZM58 92L60 95H61V97L60 98H57V97H59V96H57L56 97V95H54V93L55 92ZM78 91V92H77ZM85 91V92H84ZM103 91V90H102ZM143 91V90H142ZM247 91V92H248ZM72 93V95H69V94H66V93ZM76 92V95H74L76 98H78V100L80 101V102H78L77 100V102L74 100L73 101V98H75L74 96H73V93H75ZM83 95H81L80 93ZM86 92H90L88 95L86 94ZM108 92H109V89H108ZM126 92V91H125ZM229 92V91H228ZM77 93H79L78 95H77ZM92 93V94H91ZM103 93V92H102ZM138 93V92H137ZM141 93V94H140ZM140 95H138V94H135V95H138V96H143L144 97V92L142 93L141 91H140ZM219 93V92H218ZM26 94V93H25ZM84 94H86V95H84ZM240 94V95H239ZM92 95V96H91ZM213 95V98H214V100H213V107H219L218 106V103H217V101L215 100L216 98V96H217V94H212ZM70 96H73V98L72 97H70ZM141 96V98H143ZM83 98L84 97V99H79V98ZM111 97V100H108L109 98ZM118 98V97H117ZM70 99V101H68V100ZM72 99V100H71ZM244 100V103H245V105L241 102V100ZM220 100V99H219ZM118 101H120V100H117L116 102H118ZM221 101V100H220ZM127 103V102H126ZM210 103V102H209ZM141 104H143V103H141ZM7 105V106H6ZM144 105V104H143ZM142 105V108L143 107H145V106H143ZM147 105V104H146ZM150 105V104H149ZM152 105V104H151ZM150 105V106H151ZM128 106V107H127ZM110 107V108H109ZM146 107H149V106H146ZM261 108L259 109L260 110V114H258V115H254V117L252 116V117H245L244 118V120H242L241 121V124H229V123H222V126H220V125H218V123H217V125L218 126H220L221 128H223V129H226V131L228 130V132H229V136H230V141H232V142H234L235 140H238V139H240L241 140V138L245 141V139H246V137L248 136V134H249V136H251V147L247 144L244 148H246V153H247V156L249 157L250 156V158H255L256 159V161L257 162H259V160H263L264 158H262L261 156H260V154L262 155H264V150H261L259 147H257V137H264V132L263 133H261L260 131H257V130H255V129H250V127H249V125H252L253 127H262V128H264V113H263V111H264V107L263 106H260ZM104 108H106V110L104 109ZM109 110H108V109ZM128 108V109H127ZM130 108V109H129ZM139 108H141V107H139ZM213 109V108H212ZM125 110H127V112L124 114L123 112H125ZM193 111V110H192ZM233 111V110H232ZM157 112V111H156ZM161 112V111H160ZM227 112V111H226ZM229 112H231V111H229ZM112 113V114H111ZM158 113V112H157ZM192 113V112H191ZM187 114H188V112H187ZM115 115V114H114ZM117 115V114H116ZM115 115V117H117ZM120 116V115H119ZM114 117V116H113ZM5 120V119H4ZM119 120V121H118ZM75 121V122H74ZM191 121V120H190ZM117 122V123H116ZM213 122V121H212ZM219 122V121H218ZM196 123V125L198 126V118L196 117V120H195V122H194V124ZM75 124V125H76ZM193 124V123H192ZM195 125V126H196ZM199 125H200V122H199ZM5 126V125H4ZM77 126L75 127V128H77ZM137 126V125H136ZM153 126V125H152ZM161 126V125H160ZM218 126H216V128L218 127ZM159 127V126H158ZM201 127V126H200ZM208 127V126H207ZM206 127V131L204 132L205 134L203 135L204 137H205V143H206V141L208 142V144L206 143H204V145L202 146V147H208L209 149H212L211 151H212V153H213V155H211V156H209L208 157V159L210 160H208L209 162H210V165L212 166V170L213 171H216V172H219V173H224V174H226V176H229V177H231L237 184H239V185H241V184H245V185H254V186H257V185H263L264 184V166H261V165H259V166H254L253 164H251L250 162H248V161H246V162H241V161H239V160H230V161H232L231 163H228V161H227V155H228V153H230V150H228L227 149V140H228V138H227V135L224 133L225 131H223L221 128L220 129H216V128H207ZM210 127V126H209ZM84 128V129H85ZM190 128H191V125H190ZM193 128H195L196 130L197 129H199V128H197V127H193ZM190 129V131H191V135L189 136V141L190 142H195V141H202V138H204V137H202V138H199V136H202L201 134V132L199 133V132H196V130L195 129ZM57 129H62V131H60L59 132V130H57ZM129 129V128H128ZM134 129H136L137 131L139 130L140 131V128L137 126L136 128H134ZM154 128H152V130H153ZM203 129V128H202ZM54 130H57V131H55L54 132ZM78 130V128L76 129V131ZM2 131V132H1ZM9 131L11 132V134L9 133ZM44 131V132H43ZM95 131V132H94ZM122 131V130H121ZM154 131H155V129H154ZM154 131H152V132H154ZM199 131V130H198ZM56 132H59V133H56ZM83 132H85V133H87L86 132V129H85V131L83 130ZM117 132V133H116ZM249 132V133H248ZM108 134V135H107ZM124 134V133H123ZM149 134V133H148ZM151 134H153V133H151ZM150 134V135H151ZM31 135H33V136H35V138L34 137H32V139L30 138V141L32 140L33 141V145H31V147H25V145L26 144H30V143H26L27 141H24V143H26L24 146H21L20 144H23V141H22V139L23 140H25V139H27L29 136L31 137ZM80 135L81 136H83V138H84V135H82L81 133H80ZM149 135V136H150ZM77 136L78 137H80L78 134H77ZM125 136V135H124ZM127 136V135H126ZM129 136V135H128ZM144 136H146V135H144ZM154 136V135H153ZM157 136V135H156ZM101 137V136H100ZM151 137V136H150ZM37 138V139H36ZM90 138V137H89ZM29 139V138H28ZM34 139H36V140H34ZM101 139V138H100ZM128 139V138H127ZM127 139H126V141H127ZM148 139V138H147ZM150 139V138H149ZM152 140H154L155 139V137H152L151 138ZM20 140L22 141V142H20ZM40 141L41 143H39L38 142V146H41V147H35L34 145V142L35 141ZM74 140V142H75V138L73 139ZM77 140H80V139H78L77 138ZM113 140V141H112ZM151 140V141H152ZM156 140V139H155ZM155 140L153 141V143L155 142ZM242 140V141H243ZM61 141V142H60ZM91 141V140H90ZM109 141V142H110ZM18 142H20V143H18ZM73 142V141H72ZM71 142V143H72ZM102 142V141H101ZM145 142V141H144ZM147 142V141H146ZM156 142L157 143H154V145L153 144H150L149 142H147L148 144H150L151 145V147H149L147 150H145L144 151V156L142 157V162H143V159L146 161L147 160V158L151 161V160H155L156 161V164H157V160H159V161H162V163L163 164H165L163 167H161V168H163V170H164V167L165 166H167V168H170L172 165H173V156H171V155H169V153H168V151H167V149L168 148H166L165 146L167 145V144H165V142L166 143H168L167 142V139L165 138V137H158L157 138V140H156ZM203 142V141H202ZM229 142V141H228ZM231 142V143H232ZM36 143V142H35ZM76 143V142H75ZM79 143V142H78ZM86 143V142H85ZM98 143V142H97ZM96 143V144H97ZM103 143V142H102ZM105 143H106V140H105V142L103 143L104 144V146H105ZM160 143V144H159ZM162 143H164L165 145H163ZM238 143H239V141H238ZM245 143V142H244ZM259 143V142H258ZM12 144H13V146H12ZM77 144V143H76ZM75 144V145H76ZM80 144V143H79ZM79 144H77V147H78V151L80 150L79 149V147L80 148H82V145H79ZM88 144V143H87ZM201 144V143H200ZM229 144V143H228ZM241 144V143H240ZM250 144V143H249ZM37 145V144H36ZM68 146H69V144H67ZM79 145V146H78ZM85 145V144H84ZM98 145V144H97ZM97 145H95V146H97ZM100 145H102V144H100ZM114 145H115V147H114ZM161 145H163V147H165V148H163ZM27 146V145H26ZM71 146V145H70ZM70 146H69V148H70ZM74 146V145H73ZM103 146V145H102ZM103 146V147H104ZM124 146V145H123ZM230 146H231V144H230ZM263 146V145H262ZM57 147H59L58 145H57ZM66 147V146H65ZM64 146L62 147L61 146V148L60 149H62V148H65ZM75 147V146H74ZM84 147V146H83ZM122 147V146H121ZM58 148V150L60 151V153H62V155L61 156H63V154H64V152H61L62 150H60ZM68 148V147H67ZM96 148V147H95ZM190 148V147H189ZM230 148V147H229ZM35 149H37V151L41 154V159H38L37 157H39V156H37L36 157V159H38V160H36V159H34V157H31V153L33 152L32 150H35ZM57 149V148H56ZM88 149H91V154H94L93 153V151H92V148H89L88 147ZM87 149V150H88ZM116 150H118L117 148H115ZM119 149L121 150V148L119 147ZM68 150V149H67ZM66 150V151H67ZM82 150V149H81ZM80 150V151H81ZM136 149H134V151H135ZM231 150H233V148H231ZM5 151V153H3ZM63 151H65V150H63ZM86 150H82V153L84 152V153H86L85 152ZM90 151V150H89ZM88 151V152H89ZM98 151V150H97ZM115 151V150H114ZM119 151V150H118ZM48 152V153H47ZM70 153L71 152V150H69V151H67V152H65V153ZM76 151H74V153H75ZM88 152L86 153V154H88ZM108 152H110V150L108 151ZM139 152V151H138ZM34 153V152H33ZM59 153V154H60ZM69 153H68V158L69 157H73L75 154H73V155H69ZM71 153H73V152H71ZM79 153V152H78ZM77 153V154H78ZM89 153V154H90ZM96 153H98V152H96ZM95 153V154H96ZM117 153V152H116ZM130 153V152H129ZM128 153V154H129ZM137 153V152H136ZM86 154H84V155H86ZM88 154V155H89ZM119 154V153H118ZM138 154H140V152L138 153ZM65 155V157H66V154H64ZM79 155H82L83 156V154H80L79 153ZM114 155H115V153H114ZM124 155H126V153L124 154ZM141 155V154H140ZM238 155V154H237ZM6 156V157H5ZM34 156V155H33ZM35 156H36V154H35ZM78 156V155H77ZM87 156V155H86ZM121 156V155H120ZM137 156H139V155H137L136 154V157ZM192 156V155H191ZM190 156V158L192 159V163H193V165H197L198 163H199V161H200V159L202 158V156H203V150H201V151H199V150H196V149H194L193 148V157H191ZM215 156H218V157H215ZM39 157V158H40ZM64 157V156H63ZM62 157V159H64ZM71 157V158H72ZM81 156H79V157H77L76 158V160H78L79 162H80V160H83V157H82V159H80L79 160V158H80ZM89 158H90V155L88 156ZM116 157H117V155H116ZM183 157H185V156H183ZM67 158V157H66ZM75 158V157H74ZM88 158V159H89ZM57 159V158H56ZM73 159V158H72ZM71 159V160H72ZM86 159V158H85ZM55 160V159H54ZM74 160V159H73ZM72 160V161H73ZM147 161V162H150V161ZM189 160V159H188ZM57 161V160H56ZM60 161V160H59ZM64 161L65 162H67L66 161V159H64ZM86 161L87 160H85V162H84V160L82 161L84 164H85V167H86V165H89V163H87L86 164ZM122 161H125L124 159L122 160ZM58 162V161H57ZM62 162V161H61ZM88 162V161H87ZM251 162H253V161H251ZM77 164V162H74V164ZM161 163V164H162ZM190 163V162H189ZM54 164V163H53ZM61 164V163H60ZM68 164V163H67ZM71 164V163H70ZM92 164V163H91ZM121 164V163H120ZM126 164V163H125ZM141 164V163H140ZM145 164H147V163H145ZM162 164V165H163ZM209 164V163H208ZM78 165H80V163L78 164ZM128 165V164H127ZM0 166H1V164H0ZM50 166V167H49ZM69 166V165H68ZM72 166V167H71ZM71 166H69V167H66V166H63V164L61 165V170H63V174L64 173H67V172H71V168L73 169V167L75 166V165H73V163H72V165ZM84 166V165H83ZM83 166H81V167H83ZM161 166V165H160ZM63 167V168H62ZM76 168L77 167H79V166H75ZM81 167L79 168V169H81ZM90 167H91V165H90ZM106 167V166H105ZM109 167V166H108ZM129 167V166H128ZM142 167L143 166H141V168H138V169H135V176L134 175H132V176H134V177H132L131 179H130V177H125V178H122V176L121 175H119L118 176V174H117V177H121L122 178V181H125L124 182V184H122L121 183V181L120 182H117L118 184H117V186H116V179H115V183L113 184V185H115L116 186V189H118V191H121V187H122V185H124V187H122V191L124 190L127 194H125L124 196H127L128 195V198L130 199L131 198V196H129V195H133V196H136V197H134V198H136V199H138V197H139V193L144 189V188H148V189H150V190H153L154 189V187H155V182H154V179L151 177V178H149L148 180H145V178H144V176L143 175H141V172H142ZM52 168H54V167H52ZM76 168H74V169H76ZM93 168H94V166H93ZM211 168V167H210ZM57 169V168H56ZM86 169V168H85ZM89 169V168H88ZM92 169V168H91ZM97 169H99V168H97ZM96 169V167H95V170L96 171H98V174H99V171L100 170H97ZM105 169H107V168H105ZM133 169V168H132ZM131 169V170H132ZM78 170V169H77ZM82 170V175H84L85 173L83 172V168L81 169ZM104 170V169H103ZM109 170V169H108ZM110 170H111V168H110ZM113 171H114V169H112ZM112 170H111V172H112ZM168 170V169H167ZM76 171V170H75ZM85 171V170H84ZM89 171V170H88ZM102 171V170H101ZM100 171V174L102 175L103 173ZM78 172H81L80 170L78 171ZM115 172V171H114ZM52 173H56L55 175H57V177L54 179V177H55V175H53ZM73 173V172H72ZM76 173H77V171H76ZM84 173V174H83ZM90 172H87V174H89ZM116 173V172H115ZM22 174V175H21ZM78 174V173H77ZM99 174V175H100ZM114 174V173H113ZM3 175V174H2ZM66 175V174H65ZM68 175V174H67ZM67 175H66V177H67ZM101 175H100V177H101ZM5 176V175H4ZM50 175H45L44 176V178L45 179H47V177H49ZM54 176V177H53ZM68 176H70V175H68ZM86 174H85V179H87L86 178ZM96 176V175H95ZM92 177L91 178V183L93 182V180H94V178L95 179H97L96 177ZM111 176V175H110ZM220 176H221V174H220ZM6 177H7V175H6ZM65 177V176H64ZM78 177H80V175L78 176ZM78 177H76V178H78ZM102 177H105L104 175L102 176ZM150 177V176H149ZM23 177H21V179H22ZM34 178L37 180H34ZM43 178V179H44ZM63 178V177H62ZM75 178V177H74ZM106 178V177H105ZM113 178V177H112ZM67 179V178H66ZM68 179H70V178H68ZM67 179V180H68ZM80 179V178H79ZM83 179V178H82ZM85 179H83L84 180V184L83 185H79V186H77L76 188L77 189H75V190H77L76 192H78V193H81V195L82 196H79V197H81L84 201H85V199H86V201L84 202V201H82V202H84L85 204H86V208H84V210L82 209V206L80 207L79 206V204H78V208H75V209H78V210H82V214L84 213V215L85 216H87V218L89 219V220H91V223H96V224H99V221H102L103 222V220H105V222L107 223V222H109L110 224H115V220L116 219H114L115 217H116V214L114 215V213L112 212V211H109V210H111V206H113V207H117L116 205H115V200H114V197L113 196H111L110 194H109V196L111 197V198H113L112 200L110 199L109 200V202H108V204L106 205V203L107 202H104L103 203V201L104 200H107V199H105V197L104 196H106L107 195V192H105L104 190V192L106 193V195L104 194V192H102V193H100L99 192V194L101 195V196H103V198H100V197H98V200H97V196L95 197V198H93L94 197V195H92V194H95V192H96V194L98 193V191L97 190H99L98 188L99 187H101V186H99V181L98 180H96V182L98 181V188L97 189H95V185L93 186V189H92V187L91 188H87L88 187V185L86 186V184H89V182H87V183H85L87 180H85ZM14 180V179H13ZM18 181H20V179H17ZM17 180L16 181H14V182H17ZM41 180V179H40ZM72 180V179H71ZM81 180V179H80ZM102 180H106V179H102ZM121 180V179H120ZM165 180V179H164ZM46 181V182H45ZM51 181V180H50ZM73 181V180H72ZM82 181V180H81ZM88 181H89V179H88ZM79 182V181H78ZM95 182V183H96ZM105 182H107V180L105 181ZM105 182H104V184H105ZM53 183H52V185H53ZM66 183V184H65ZM70 183H72L71 181H70ZM73 183H75V185L74 186H76V181L74 182L73 181ZM102 182L100 181V184H101ZM110 183V182H109ZM108 182H107V184H109ZM22 183H19V185H18V187L20 188ZM64 184V185H63ZM69 184V183H68ZM104 184L102 185V186H104ZM110 184H112V183H110ZM110 184H109V187H110ZM90 185V184H89ZM111 186V187H114V186ZM31 186V187H30ZM105 186H106V184H105ZM108 186V185H107ZM23 187V189H24V191H25V188ZM50 187H51V185H50ZM97 187V186H96ZM110 187V188H111ZM158 187V186H157ZM18 188V190L17 191H19L20 189ZM6 189V188H5ZM67 189V190H66ZM89 189V190H88ZM94 191V193L92 192V190ZM101 189V188H100ZM107 189V191H108V188H106ZM105 189V190H106ZM120 189V190H119ZM28 191H29V189H27ZM26 190V191H27ZM90 190H91V192H90ZM96 190V191H95ZM111 190L113 191L114 189H112L111 188ZM16 191V192H17ZM28 191L27 192H24L23 193V190L21 191L22 192V194H24L25 195V193L28 195ZM69 191L67 192V194L69 193ZM116 191V190H115ZM123 191V192H124ZM165 191V190H164ZM108 192H110V191H108ZM39 193V196H40V198L38 199V197L37 196H35V194H38ZM111 193H113V195H115V199H116V195L117 196H119V195H121V197L123 196L122 195V193L121 194H119V193H117V191L115 192L116 194H114V191L113 192H111ZM22 194H20L19 193V195L21 196V198H22ZM30 194V193H29ZM41 194V195H40ZM67 194H66V196H67ZM84 194V195H83ZM98 194V195H99ZM103 194V195H102ZM119 194V195H118ZM23 195V197H25ZM26 195V198H24V200L25 199H27V197H29V196H27ZM93 196V197H92ZM133 196H132V198H133ZM30 197H31V195H30ZM69 196H67V200L69 199L68 198ZM109 197V198H110ZM4 198H7V197H3V198H1V199H4ZM19 198V197H18ZM64 198V197H63ZM93 198V199H92ZM106 198H107V196H106ZM120 198V196L118 197V199L117 200H119V201H122L121 200V198ZM127 200L126 202H123V201H125V200ZM129 199H127V198H123V201H122V203L121 202H119V203H121L122 204V206H120V208L121 207H124L123 206V204H125V205H128V207L130 208V206H129V204L130 203H133V202H135V201H133V200H135V199H131L132 201H130ZM23 200V201H24ZM55 200V199H54ZM63 200V199H62ZM79 200V199H78ZM78 200L76 199V201L78 202ZM94 200V201H93ZM96 200H97V202H96ZM26 201V200H25ZM47 201V200H46ZM72 201H74V200H72ZM71 201V202H72ZM76 201H74V202H76ZM28 202V201H27ZM54 202H56V201H54ZM69 202H70V200H69ZM80 202V201H79ZM94 202V203H93ZM25 203V202H24ZM57 204V203H56ZM61 204H62V202H61ZM60 204V205H61ZM64 204H65V202L63 203V206H64ZM67 204H68V202H67ZM71 204V203H70ZM84 204V205H85ZM94 204H95V206H94ZM98 204V205H97ZM117 204V203H116ZM75 205V204H74ZM97 205V206H96ZM131 205V204H130ZM23 206V205H22ZM30 206V205H29ZM29 206H28V209H29ZM39 206V207H38ZM69 206V205H68ZM71 206V205H70ZM93 208H92V207ZM99 206H101V208H99L100 209V211L101 212H103V213H101V214H103L104 216H106V217H104V219L103 220H100V219H98L99 218V216H101L100 215V213L97 211V207H99ZM110 206V207H109ZM42 207V208H41ZM64 207H66L67 209H68V207L67 206H64ZM75 207V206H74ZM89 207H91V208H89ZM73 208V207H72ZM95 208H97V209H95ZM70 209H71V207H70ZM75 209H73V210H75ZM94 209L97 211V217L98 218H95V215H94V212H95V214H96V211H94ZM119 209V208H118ZM73 210H72V212H73ZM113 210V209H112ZM120 210V209H119ZM121 210H123V209H121ZM120 210V211H121ZM124 210H125V208H124ZM126 210H127V208H126ZM125 210V211H126ZM31 211V210H30ZM33 211V210H32ZM45 211V210H44ZM70 210L68 209V212L65 214V215H69L70 214V212H69ZM94 211V212H93ZM120 211H118L119 213H120ZM93 212V215H91V213ZM124 212V211H123ZM126 212H128V214H129V211H126ZM55 213V212H54ZM89 213V214H88ZM80 214V213H79ZM79 214H75V215H78L79 216V218H84V216H80ZM126 214V213H125ZM21 215V214H20ZM19 215V216H20ZM42 215V214H41ZM89 215V216H88ZM102 215V216H103ZM118 215H120V214H118ZM117 215V216H118ZM122 215H124L123 213H122ZM23 216H25V215H23ZM69 216H71V219L73 218L74 219V217H73V214L71 213V215H69ZM90 216H92V218H90ZM121 216V215H120ZM130 216V215H129ZM27 217V216H26ZM38 217H40V216H38ZM75 217H77V216H75ZM123 217H125V216H121V218H123ZM83 218H82V220H83ZM128 218V217H127ZM38 219V218H37ZM42 219V218H41ZM77 219V218H76ZM76 219H74V220H76ZM85 220H87L86 218H84ZM118 219V218H117ZM137 220H142V218L139 216V218L137 217L136 218ZM84 220V221H85ZM120 220V219H119ZM37 221H40V219L39 220H37ZM42 221V220H41ZM77 221V220H76ZM81 221V220H80ZM42 222H44V221H42ZM47 222V221H46ZM51 222V221H50ZM85 222H87V221H85ZM89 222V221H88ZM102 222H101V225H102ZM105 222H103L104 223V225H105ZM117 222V221H116ZM121 222H122V220H121ZM109 223H107V224H109ZM109 224V225H110ZM113 224V225H114ZM125 224V223H124ZM110 226H112V225H110ZM32 227V226H31ZM113 228H114V226H113ZM15 229V228H14ZM114 231V230H113ZM112 231V233L114 234V232ZM116 232V231H115ZM119 232V231H118ZM117 236V235H116ZM31 238V237H30ZM113 238V237H112ZM116 239V238H115ZM136 238H130V241H129V243L131 244V245H126V246H124V248H123V251H121L120 252V254H122V253H125V255H128L129 256V253L130 252H132V251H136L135 250V248L133 247V244L135 243V244H137L138 246H136L137 248L139 247V248H142L143 247V249L146 247L145 246V244L144 243H142L141 241H139V240H135ZM31 240V239H30ZM33 240V239H32ZM32 244V243H31ZM45 244V243H44ZM28 245V244H27ZM163 245V244H162ZM47 247V246H46ZM29 248H30V244H29ZM136 248V249H137ZM139 248L137 249V250H139ZM169 251V250H168ZM114 253H113V256L116 254V256H117V254H119V251H118V249H116V251H113ZM157 254H159V253H157ZM161 254V253H160ZM159 254V255H160ZM167 254H169V253H167ZM161 255H163L164 256V254H161ZM160 255V256H161ZM162 256V257H163ZM165 257H166V255H165ZM18 258H20V259H25L24 257H22V256H18ZM17 258V259H18ZM27 258V257H26ZM114 259V258H113ZM113 259H111V261L113 260ZM160 259H162V258H160ZM165 259V258H164ZM10 260V259H9ZM26 260V259H25ZM24 260V261H25ZM8 261V260H7ZM17 261V260H16ZM161 261H163V260H161ZM21 263L20 264H34L32 261V263L29 261V262H23V260L22 261H20ZM47 263V262H46ZM0 264H2V263H0ZM13 264H15V262L13 263ZM35 264H36V262H35ZM42 264H44V263H42ZM55 264V263H54ZM111 264H114V262L112 261V263Z\"/></svg>",
  "mask_w": 264,
  "mask_h": 264
},
{
  "label": "crops",
  "instance_id": "0c3cea01",
  "mask_svg": "<svg viewBox=\"0 0 264 264\" xmlns=\"http://www.w3.org/2000/svg\"><path fill=\"white\" fill-rule=\"evenodd\" d=\"M246 161L254 166H264V159L257 162L255 158H247ZM239 186L240 200L233 218L226 216L228 201L225 200L224 208L220 210L219 200L206 198L201 209L188 206L185 215H158V224L152 233L145 225L136 227L149 232L146 237L150 242H144L147 245L142 264H202L203 259H209L205 264H264V189H255L254 185ZM142 219L137 222H143L145 218ZM144 222L148 224L146 219ZM111 259L107 249L104 255L89 253L87 261L92 260L93 264H111L113 261L115 264Z\"/></svg>",
  "mask_w": 264,
  "mask_h": 264
}]
</instances>
